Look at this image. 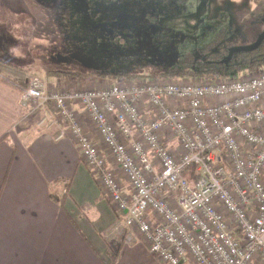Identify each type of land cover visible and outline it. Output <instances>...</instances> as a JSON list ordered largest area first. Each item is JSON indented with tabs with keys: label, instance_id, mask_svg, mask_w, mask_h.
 I'll return each mask as SVG.
<instances>
[{
	"label": "built area",
	"instance_id": "obj_1",
	"mask_svg": "<svg viewBox=\"0 0 264 264\" xmlns=\"http://www.w3.org/2000/svg\"><path fill=\"white\" fill-rule=\"evenodd\" d=\"M22 98L75 142L127 243L163 264H264V69L53 90L31 75Z\"/></svg>",
	"mask_w": 264,
	"mask_h": 264
},
{
	"label": "rangeland",
	"instance_id": "obj_2",
	"mask_svg": "<svg viewBox=\"0 0 264 264\" xmlns=\"http://www.w3.org/2000/svg\"><path fill=\"white\" fill-rule=\"evenodd\" d=\"M263 31L264 0H0V58L46 83L102 81L56 72L157 76L197 68ZM253 74L229 67L225 77Z\"/></svg>",
	"mask_w": 264,
	"mask_h": 264
},
{
	"label": "crops",
	"instance_id": "obj_3",
	"mask_svg": "<svg viewBox=\"0 0 264 264\" xmlns=\"http://www.w3.org/2000/svg\"><path fill=\"white\" fill-rule=\"evenodd\" d=\"M28 73L0 62V74L12 80L27 83ZM88 81L47 85L53 90L106 82ZM40 117L24 104L20 89L0 80V264H113L108 251L119 249L116 264H163L141 236L126 242L124 213L83 163L75 142L40 130ZM110 163L128 191L124 175Z\"/></svg>",
	"mask_w": 264,
	"mask_h": 264
},
{
	"label": "trees",
	"instance_id": "obj_4",
	"mask_svg": "<svg viewBox=\"0 0 264 264\" xmlns=\"http://www.w3.org/2000/svg\"><path fill=\"white\" fill-rule=\"evenodd\" d=\"M0 61H3L0 58ZM5 65H11L6 61ZM229 67L234 69H247V73H257L260 70L264 69V41L260 45V47L254 51L250 52H232L228 51L223 56L218 58H208L204 59L197 68L192 69H173L157 75L162 78H193V77H203L206 79H218L221 75L224 76L222 79H227L225 77V73L229 71ZM59 77L61 76H70L71 77H81V76H97L102 81H111V82H131L138 81L145 78H153V76H145L140 74H122V73H107L100 70L90 71L87 75H83L80 73L68 74L58 73ZM35 75V74H32ZM220 79V78H219ZM0 80L4 83L16 87L21 91L25 89L27 86L26 82L12 80L0 74ZM69 193V183L65 186V197L68 196ZM121 249L116 252L108 251V256L113 261V264H116L119 259Z\"/></svg>",
	"mask_w": 264,
	"mask_h": 264
},
{
	"label": "water",
	"instance_id": "obj_5",
	"mask_svg": "<svg viewBox=\"0 0 264 264\" xmlns=\"http://www.w3.org/2000/svg\"><path fill=\"white\" fill-rule=\"evenodd\" d=\"M264 41V33L258 38L257 41H255L253 44H250L245 47H237L232 49L233 52H250L258 49L262 42Z\"/></svg>",
	"mask_w": 264,
	"mask_h": 264
},
{
	"label": "flooded vegetation",
	"instance_id": "obj_6",
	"mask_svg": "<svg viewBox=\"0 0 264 264\" xmlns=\"http://www.w3.org/2000/svg\"><path fill=\"white\" fill-rule=\"evenodd\" d=\"M263 33H264V31L262 32V34H263ZM262 34H261V35H262ZM261 35H260V36H261ZM257 40H258V39H257ZM257 40H256V41H257ZM230 51H232V50H230ZM232 52H233V51H232Z\"/></svg>",
	"mask_w": 264,
	"mask_h": 264
}]
</instances>
